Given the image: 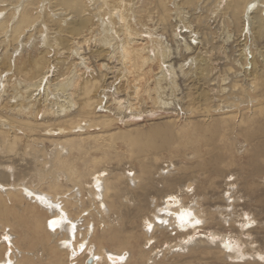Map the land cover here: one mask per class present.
Listing matches in <instances>:
<instances>
[{
  "label": "bare ground",
  "instance_id": "6f19581e",
  "mask_svg": "<svg viewBox=\"0 0 264 264\" xmlns=\"http://www.w3.org/2000/svg\"><path fill=\"white\" fill-rule=\"evenodd\" d=\"M194 10L201 11L200 15L196 13L198 19H195ZM219 16L226 22L221 24L226 25L225 41L235 42L238 31L234 30L240 29L238 37L242 36V39L239 42H250L251 56L245 46H240L241 53L236 54L234 51V70L231 71L232 64L227 70L229 74H226V79L230 80V84L218 87L217 82L216 88L221 90H217L214 85H208L210 88L205 89L202 83L209 81L214 59L202 53L200 55L201 51L196 52L195 46L203 43L202 38L206 39L205 31L202 32L200 27L207 30L210 23H214L212 19ZM178 21L179 26L176 25ZM172 39L178 41L175 48H171ZM91 40L97 42L98 48L95 50L89 47ZM261 41H264V0H0V148L8 154L5 157L0 151V264H20L19 255L22 257L27 252L18 248L11 228L6 232L10 226L5 222L6 208L10 207L14 199L24 204L31 201L29 204L34 210L42 208L50 215L44 229L57 244V251L63 257L66 256L68 263H71L70 257H75L77 253L79 258H74L77 264H117V258L128 260L136 236L132 231H123L121 226L108 223L105 219L121 213L122 202L118 190L120 177L111 178L106 170L98 169L108 153L95 156L87 162L80 151L84 148L86 137L93 138L99 150L114 149L118 152L114 142L106 141V134L114 135L110 128L115 121H122L119 119L126 114L138 117L146 110L157 111L175 102L180 105L178 97L167 98L164 95L166 88L163 81L168 82L169 74L167 68L172 76L173 87L169 86L172 95L174 89L178 90L179 74L187 76L188 80L193 78L191 82H201L200 87L197 86L187 99L189 105L197 100L203 101L201 116L209 124L204 130L209 135L208 140L202 141L199 138L196 141L197 147L192 148L194 153L203 146L207 148L208 161L203 164L204 167L210 166L213 173L222 175L224 170L220 165L224 161L228 162L225 155L228 144L218 147L216 142L230 139V134L235 133V137L237 134L242 135L246 141L257 140L252 143L254 156L251 166H259L258 158L264 156V124L255 125L252 130L241 124L253 121L264 112V46ZM174 49L177 56L181 53L186 55L183 63L176 65L173 62ZM195 52L197 55L188 58L190 53ZM57 54L61 57L67 54L66 57L73 60V67L68 64L62 69L64 73H60L61 67L55 61ZM106 55L107 62H101ZM93 56L95 61H92ZM98 57L100 61L96 60ZM28 74L29 77L26 76ZM117 74L122 75L119 82L115 78ZM121 82L127 91L128 100L121 96ZM130 91L134 94L133 99L130 98ZM210 92L215 98L221 97L217 93H226L229 97L238 94L235 99L239 104L220 101L212 106L211 102L214 101ZM142 101L147 104L146 108L142 109ZM99 107L109 114L97 111ZM194 109V105L189 106L188 112L193 114L191 110ZM110 114L117 118H112ZM223 125L227 127L223 128ZM95 128L100 131L92 133ZM83 130L86 131L81 133ZM151 133L140 135L137 142L133 138L127 141L132 148L128 153H134L140 158L141 170L147 175H151L150 166L158 160L161 151L165 148L168 150L167 146L171 143V140L164 139L162 144H156L157 133L154 130ZM46 140L51 146H47ZM74 151H79V154L71 157ZM14 155H20L27 166L16 170L18 162L13 159ZM80 162L85 165L81 166ZM259 168L252 174L264 175V171ZM128 176H133V173ZM63 177L73 183L72 188L64 187ZM90 177V181H87ZM130 181L133 185L137 184L134 176ZM183 182L185 192L194 193V181ZM82 184L84 187H81ZM176 184L168 183L167 188H174ZM85 185L91 199V211L96 212L103 224L100 236L97 232L100 223L96 226L94 221L93 225L89 221L86 230L82 231L78 216L73 218L69 208L71 206L78 210L83 207ZM176 194L170 191L165 196L161 194L158 198L153 197L151 212L136 204L133 215L129 216L128 227L142 217V235L149 244H153L151 250L156 251V256L168 250L177 252L196 249L209 253L216 248L226 258H249L245 264H264L259 261L264 262V252L257 251L254 241H250V231L256 219L241 214L245 222L237 225L238 220L223 215L222 210L234 215L235 199L232 193L227 191L224 197L228 207H219L216 211L221 213L224 227L227 224L228 227L238 226L241 231L239 242L230 240L227 234H220L222 240H218V234L212 236L201 232L202 224L207 225V221L200 210V200L195 198L192 205H187L184 198ZM107 197L111 203H107ZM188 230H192L190 233L194 235H185L179 242H167V245L160 246L161 250L160 247L154 250V244L158 242L157 232L165 234L163 237H169L168 232L180 231L186 234ZM246 233L249 236H245ZM77 236L81 239L75 241ZM165 241H169L168 238ZM106 242L117 244L118 249L106 246ZM145 256V251L139 248L137 258L143 259ZM23 263L33 264L30 260ZM57 264H64V260L58 259Z\"/></svg>",
  "mask_w": 264,
  "mask_h": 264
},
{
  "label": "rangeland",
  "instance_id": "374dc122",
  "mask_svg": "<svg viewBox=\"0 0 264 264\" xmlns=\"http://www.w3.org/2000/svg\"><path fill=\"white\" fill-rule=\"evenodd\" d=\"M193 12H194L193 14L195 16V19H198L196 18L198 16L197 14L201 13V11L194 10ZM212 22L214 23H210V25L213 27L210 26V28L208 27L207 30H205L203 27H200L201 31L202 30L205 31L206 34L204 33V35L206 36L205 37L206 39L202 38L203 43L201 44L200 42L198 43L197 46H195L196 52H198V50L199 52L201 51L200 55L203 54L215 60V61L212 60L213 62L212 64H214V67L211 70L212 74L210 73L211 77L209 78V81H207L206 84L204 81H203L204 83H202L203 84L202 86L205 87V89L213 87V85L216 88L217 82H218V87H225L230 84L228 83L230 80L226 79V74H229L227 70L231 64L233 66V67L231 66V71L234 70V61H232L233 56H234V51L236 52V54L241 53L240 48L245 46L249 57L251 56L250 42L245 41L244 44L243 42H239V40L242 39V36L238 37L240 29L236 31L234 30V32L238 31L235 35L236 36L235 42H232V40L226 42L225 41L226 38H224V35H225L224 26L226 25L222 26L223 24H226V22H224V18L219 16V17L213 18ZM172 23H175V22H172ZM197 24L198 26L199 24L201 25V23H196V25ZM176 25L177 26L180 25L179 21L176 22ZM215 32L219 35L212 34ZM208 38H209V41L207 42L206 40ZM237 41L239 43H237ZM170 43H172L170 44L172 45L171 48L177 47L176 44L178 45L177 40L174 41L172 39ZM260 43H262L261 45L264 46V41H261ZM96 45H97V42L95 40H91L89 47L91 48V50L92 49L95 50L96 48H98V45L97 46ZM228 47L230 48L228 49ZM259 47H262V46H259ZM211 49L213 50L211 51ZM196 52L194 54L190 53L188 55V58H191L197 55ZM58 55L59 54L55 56L56 57L55 61L61 67V69H59L60 73H64L63 71L65 70L62 71V69L66 66L70 65L69 67H73L72 65L73 60L70 58H67L66 57L67 54H65L64 57H61ZM92 58H93L92 61H95L94 56ZM106 58H107V55L103 56V60H101V62H107ZM173 59H174L173 62H175V64L178 65L180 63H183V60L186 59V55L181 53V55L177 56V52L174 49ZM96 60L100 61L99 57ZM95 64L96 62L94 63V65ZM195 68L196 66L193 69ZM168 70L169 69L167 68L166 71L169 73V74L167 73L168 82L163 81V84H164L163 86L166 88L164 95L167 98L169 97L177 98L178 97L179 101L181 102L180 105L175 102L174 103L175 106L171 105V106H168L167 108H163V109L160 108L157 111L152 112L150 110L148 111L146 110L143 112V115L138 116V117H132V114L130 115L126 114L124 118L119 119V120L123 119L122 121H119V122L115 121L114 125L110 128L112 130L111 133H114V135L109 136V134H106L108 138V139L106 138V141L114 142L118 146V149H119L118 152H116V150L114 149H111V151L99 150L97 149V143H95V140L93 138L89 139L86 137H85L86 143L83 146L85 149L83 148L82 151H80V154L82 153V155H84L85 161L87 162L90 161L91 158L95 156L97 157L103 156L108 153V157L107 158L104 157V160L99 164L98 169L106 170V172L109 173V176H111V178L120 177V180L118 182L119 184L118 190L120 193L119 198H120V201L122 202V206L120 209L122 214L116 213L114 214V216L112 215L111 218L105 217V219L107 220L108 223L113 222V223H116L118 226H121V229L123 231L125 230L132 231L134 235L136 236V238H135V242H133L132 246L130 247V250L133 251L131 256L128 258V260L117 258L119 260L117 264H245L249 262V258L247 259L246 258L243 259L241 257H236L233 259L226 258L222 253L218 252V249L216 248L210 250L209 253H203L202 250L197 251L196 249H192L189 251H177V252L168 250V251H165V253L161 252L159 253L158 256H156L155 255L156 251L151 250V246L153 244H149L145 236L142 235V229L144 228L143 219H141L142 217L137 218L134 221V223L131 224L132 226L130 225L128 227L129 216L133 215L134 209L137 205L140 204V206L142 205L143 207H145V210H147L148 212H151L153 209L152 208L153 207L152 206L153 197L158 198L159 195L161 196V194L165 196L167 192L175 191V193H177L178 195L184 198V201H185L184 203L187 205L189 204L192 205L193 204L192 200H196V199L200 200L201 202L200 210H202V215H204L203 217L207 221V225H203L204 223L202 224L203 227L201 229V232L202 231L206 232L207 234L212 235V236L213 234H218L217 236L218 240L219 239L222 240L221 237L219 236L220 234L222 233L227 234L230 237L229 238L230 240L234 241L235 239V241L238 240L239 242L238 237H240L241 231L238 230V226L228 227V224H227V227H224L222 225L224 223L223 217H221V213L218 214V212L216 211L217 208L221 207L222 209H225V206L228 205L227 201H225L224 199V197H226V192L228 191L229 193H232L233 199H235V201L233 202L234 215H229V211L222 210L224 217L225 218L231 217L234 220H238L236 224L242 223V221L243 223L245 222L241 214H245L250 219L254 217L256 221L254 223L253 228H251V231H250L252 233V236H251L252 238L250 241H254L253 245H255V249L257 251L260 250L264 252V175L261 173L257 174V176L252 174V172H254V170L258 169L259 167H260L259 169L264 171V156L258 158L259 166H255L256 168L251 166V161L253 160V156H254L252 152V149H253L252 143H256L257 140H255L254 142L246 141L245 137H243L242 135L237 134V137H235L236 133L230 134L231 135L229 136L230 139L228 138V139L220 140V141L217 140L216 143L218 147H221V146L224 147L225 144H228L227 149L225 151V155L228 158L227 160L228 162L224 161L223 164L221 163L220 165L222 166L224 171L222 175H219V174H216V172L213 173V170H211L210 166L207 167L206 165V167H204L205 165L203 164H205L208 161V155H206L207 148L203 146L200 148V151H196L195 153L193 152L192 148L197 147V142H196L197 139L200 138L202 141L208 140L209 135L206 134L204 130H206V128L209 127V124L206 123L205 118L203 119V117L201 116L203 101L197 100L194 102V104L189 105V101L187 99V96L190 93H194L195 88H197V86L200 87L199 84H201V82L199 83L197 81L191 82L193 78L188 80L187 76H184V75L181 76L179 74V77L177 79L178 90L174 89L175 93L173 92V95H174L173 96L171 93V90H169V88L173 87V85L171 84V78H172L170 74L171 72H169L170 70L169 71ZM26 76L29 77L30 75L28 74ZM121 76H122L121 74H117V76L115 77L116 79H118L117 82L121 80L120 78ZM224 78H225V81H223ZM111 80H108V81H111ZM122 85H124L123 82L120 83V87ZM192 85H193V88L191 87ZM188 88H191V89L188 90ZM216 89L221 90L222 88H216ZM120 90H121V96L125 100H128L127 91L125 90V88L122 86ZM132 90L133 89H131V91ZM98 91H100L99 88H98ZM131 91H130V94H131L130 98L133 99L134 94L132 95ZM210 94L212 97L213 96L212 92H210ZM217 94L220 95L221 97L215 98L213 96L212 99L214 102L213 103L211 102L212 106L214 105V103L218 104L220 101H225V103H231L234 101L235 103L239 104V102L235 99L236 97H238V94L234 96L230 95V97L226 93H225L226 96L225 94L222 95L221 93H217ZM205 102L207 103V101ZM141 103L144 106L143 107L141 105L142 109L147 107V104L144 101H142ZM192 105H194L195 107L194 110H191V111H194L193 114L191 112H188L190 111L189 106H192ZM97 111L102 112L104 114H109L104 108H101V107H99ZM219 113L222 114L221 112ZM110 116L112 118H117V116L115 115L110 114ZM260 116H256L254 119H252L253 121H250L249 123L241 124V126L243 127L244 125H246L247 129L251 128L252 130L254 129L255 125H259L260 123L264 124L263 122L264 112L261 118ZM188 118L190 119L192 118V119L189 120ZM226 127L227 125H223V128H226ZM98 130L99 129L95 128L91 132L98 133L100 131ZM153 130L157 133V138H155L156 144L157 142L158 144H162L164 142V139L171 140V143L167 146L168 150H166V148L164 150L161 149L162 151H161L160 156L157 158L158 160L152 166H150L151 175H147V174H144L141 170V165L139 163L140 158L137 157L134 153H128L129 152L128 150L129 149L131 150L132 148L127 144V141L128 139L133 138V141L137 142L139 141L138 137L140 135H144V134L151 135L152 134L151 132ZM85 131L86 130H83L81 133ZM79 140L80 138H78V141ZM45 143L47 144V146H51V143H49L47 140L45 141ZM203 144L205 143L203 142ZM49 148H52V147H48V149ZM170 148L172 151H170ZM0 151H2L1 148H0ZM3 152L4 150L1 152L2 155L3 156L6 155L5 157H7L8 154H5ZM76 154H79V151H74L73 154H70V156L75 157ZM183 154H185L186 156H184ZM193 154L195 155L193 156ZM14 156H13V159L16 162H18L16 170L17 169L22 170L25 166H27L25 163V160L22 159L20 155H17L15 157ZM80 165L84 166L85 163L80 162ZM4 168L5 167L3 165V169ZM203 170L205 173L203 172ZM130 173H133V176L136 178L137 180L136 185H133L132 181H130V178L133 177V176L131 177L128 176V174ZM31 174H33V171ZM230 178L232 180H230ZM90 179L91 177L87 179V181H90ZM183 179L185 181L186 180L194 181L195 183L194 193L187 194L185 192L186 188L184 187ZM62 181H63V185L65 188L73 187V183L68 181L65 177H63ZM168 183H177V184L174 188H169V187L167 188ZM163 185L164 187L162 188ZM82 186L84 187L83 184L81 185V187ZM133 186H136V187L133 188ZM77 188H75V191L77 190ZM151 188L154 190H152ZM45 189H47V187ZM149 189H151L150 192H149ZM61 197L63 196L61 195ZM61 197H59V199ZM64 198L66 197L64 196ZM108 198L109 197L106 198L107 203H111V200ZM83 200H84L83 205H82L83 207H80L78 210L71 208V206H69V208L72 211L73 218L78 216L77 221L79 225L81 224L82 231H85L88 225L87 223L89 221H92L91 224L94 221V224L97 226L101 220H100V217H98V215L96 214V212L91 211V206H92L91 199L89 197L88 188L86 187V185H85V188L83 189ZM126 201H128L129 203L131 202V203L128 204L126 203ZM30 202L31 201H29V203ZM29 203L26 202V204H24V202L14 199L12 204H9L10 207L8 208L7 206L6 208L7 215H6L5 222L10 224V226L6 228V232L11 228V232L14 233L16 236L15 241H16L18 248L23 250L24 253L25 251H27L25 254H23L22 257L21 255H19V259L21 258L22 260V261L20 260V264H25L23 263L25 260H30L33 262V264H57L58 259H63L64 264H77V262H75V259H77L79 255L78 253L76 254L75 257L73 258L70 257L69 260L71 263H68V261H66L65 259L66 256L63 257L62 253L57 251V244L53 242L52 239L47 235L46 233L47 230H45L44 228L47 223L46 221L50 215L42 208H39L38 210H34L32 208V205H30ZM210 212L212 214H210ZM218 223H220L221 225ZM99 225L97 226V229H98L97 232H98V235L100 236V233L102 232L101 230L103 228V226L101 225L103 224L100 223ZM133 225H135L134 226L135 228L133 227ZM188 231L189 232L186 231V234L180 231H173L171 233L168 232V234L171 237L170 236L168 237L167 235L163 237V235L165 234H160L157 232L158 242L154 244V250L155 249L159 250V247L161 245H167V242H169L168 244H174L176 242H179L180 240L184 239L185 235L187 236H192V234L194 235V233H190V231L192 232V230H188ZM199 233L200 232L198 231L197 234ZM230 235H232L233 238ZM245 236H249L248 233H246ZM166 238H168L169 241H165ZM77 239H81V237L77 236L75 238V241ZM105 244L106 246H109L112 249H115V248L118 249V245L113 242H110V243L106 242ZM9 248H11V245H9ZM139 248L145 251L146 256L143 259L137 258L139 257ZM160 250H161V247H160ZM239 250L240 249H238V251ZM242 251H239V252L244 253V251L243 252ZM257 251L251 250L250 252L256 253ZM258 257L260 258L261 256L258 255ZM259 261L264 263L262 260H259Z\"/></svg>",
  "mask_w": 264,
  "mask_h": 264
},
{
  "label": "water",
  "instance_id": "95a60500",
  "mask_svg": "<svg viewBox=\"0 0 264 264\" xmlns=\"http://www.w3.org/2000/svg\"><path fill=\"white\" fill-rule=\"evenodd\" d=\"M92 261V259L91 260H89V263Z\"/></svg>",
  "mask_w": 264,
  "mask_h": 264
},
{
  "label": "snow or ice",
  "instance_id": "6c2138e0",
  "mask_svg": "<svg viewBox=\"0 0 264 264\" xmlns=\"http://www.w3.org/2000/svg\"><path fill=\"white\" fill-rule=\"evenodd\" d=\"M197 223H199V221H197Z\"/></svg>",
  "mask_w": 264,
  "mask_h": 264
}]
</instances>
